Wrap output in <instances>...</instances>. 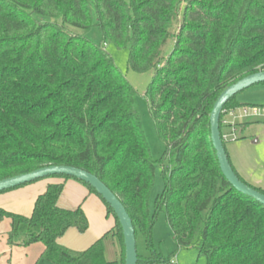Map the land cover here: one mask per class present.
Segmentation results:
<instances>
[{"label": "trees", "instance_id": "1", "mask_svg": "<svg viewBox=\"0 0 264 264\" xmlns=\"http://www.w3.org/2000/svg\"><path fill=\"white\" fill-rule=\"evenodd\" d=\"M93 26L102 43L79 32ZM168 40L174 46L163 57ZM109 43L129 50V69L154 72L146 94L165 145L159 159L143 129L137 91L118 73L104 47ZM259 71L264 0H0V180L50 165L80 168L121 200L149 247L163 211L178 246L197 248L207 264H264V205L226 179L210 128L221 93ZM238 94L224 106L222 137L225 110L264 106L240 102ZM158 162L165 186L151 212ZM43 179L59 181L36 198L30 215L0 207V219L10 220L8 245L41 243L40 258L53 264H125V252L122 260L106 258L104 239L112 234L124 245L122 228L89 184L52 175L0 194ZM70 179L96 195L115 221L84 250L60 243L70 228L90 227L83 203L59 205ZM138 258V264L166 262L157 253Z\"/></svg>", "mask_w": 264, "mask_h": 264}, {"label": "rangeland", "instance_id": "2", "mask_svg": "<svg viewBox=\"0 0 264 264\" xmlns=\"http://www.w3.org/2000/svg\"><path fill=\"white\" fill-rule=\"evenodd\" d=\"M79 32L95 43H102L101 32L96 26L79 30ZM173 46L174 41L168 40L166 45L163 47L162 56L167 57ZM104 47L112 56L118 73L123 75L137 91L136 106L141 115L143 129L153 156L156 159H159L164 152L165 145L157 134L146 94L152 83L154 72L153 70L147 72H136L129 69L128 49L120 48L113 43L105 44ZM237 100L247 104L264 105V83L251 86L241 91V93L237 96ZM242 108H230L225 110L223 120L230 118V111H235L237 115H241ZM255 119L256 121L249 123L242 130L237 124L242 123L244 119L238 118L235 125L237 128V136L241 137V140H248L249 142L255 141L257 143L254 146H248V144H246V148L243 149L255 159L256 164L259 166V171L256 173L259 175L262 174L264 181V106L259 107V115ZM224 132L228 133V139H224L226 146H231V142L238 140H233V137L231 136L232 132L229 126L224 127ZM238 143L239 142L235 143L237 147H239ZM165 165L168 166V163ZM164 186V164L162 162H158L156 179L149 200L151 212H154L155 201L163 192ZM103 207L104 205L102 208ZM102 208L99 205L90 203L87 206V217L90 224L89 230L85 233H80L77 229L70 228L60 240V243L73 250H84L93 244L97 239L101 238L107 231L111 230L114 227V218L112 216L107 217L106 210ZM29 210L30 208L27 211H22L21 213H26L25 215H28L31 213ZM10 228L9 219H0V264H53L40 258L41 252L44 248L41 243L29 246H9L7 238ZM104 244L106 258L109 261L122 260L124 258V245L122 240L118 237L111 234L104 239ZM137 252L145 259H149L157 253L166 261L163 264H207V259L204 256H199L197 248H180L178 246L173 231L168 224L166 214L163 211L159 212L157 215L156 223L153 228L151 247L147 245L143 234L138 231ZM172 261L174 263H172Z\"/></svg>", "mask_w": 264, "mask_h": 264}, {"label": "water", "instance_id": "3", "mask_svg": "<svg viewBox=\"0 0 264 264\" xmlns=\"http://www.w3.org/2000/svg\"><path fill=\"white\" fill-rule=\"evenodd\" d=\"M262 83H264V71H259L257 73L248 75L227 87L218 97L211 111L210 128L211 140L214 149L216 150L220 168L226 179L238 191L264 205V193H261L258 190L248 186L246 183L241 181L235 173L228 158V154L225 149L224 140L220 130L221 115L226 103L239 92L251 86ZM61 174L74 177L89 184L109 204V206L113 209L115 215L117 216L122 228L125 246V264H138L139 258L137 252V235L133 221L121 200L96 175L76 167L50 165L39 168L29 173L0 180V191L12 189L47 176Z\"/></svg>", "mask_w": 264, "mask_h": 264}, {"label": "crops", "instance_id": "4", "mask_svg": "<svg viewBox=\"0 0 264 264\" xmlns=\"http://www.w3.org/2000/svg\"><path fill=\"white\" fill-rule=\"evenodd\" d=\"M255 118L257 117L244 119L242 123L249 121H251L250 123H252L253 121H256ZM245 127L246 126H241L240 128L242 130ZM241 139L242 138L240 137L238 140L231 142V146H227L231 163L233 164V167L235 168L237 173L248 184L264 189L262 174L259 175L258 173H256L259 171V166L256 164L255 159L252 158V156L243 149L246 148V144H248V146H254L257 143L255 141L249 142L248 140ZM236 142H239V147L235 145ZM57 181L59 180L43 179L20 189L0 194V207L19 214H22V211H27L29 208V211L32 212L33 204L36 198L45 191L50 183H54ZM101 202L102 201L96 195L90 194L89 189L84 184L74 179H70L66 182L64 191L59 199V205L64 208H75L79 204L83 203V208L87 216V206L91 203L99 205L102 208L104 204ZM102 209L105 210V206ZM25 214L26 213H24L23 215Z\"/></svg>", "mask_w": 264, "mask_h": 264}, {"label": "built area", "instance_id": "5", "mask_svg": "<svg viewBox=\"0 0 264 264\" xmlns=\"http://www.w3.org/2000/svg\"><path fill=\"white\" fill-rule=\"evenodd\" d=\"M229 114H230V118L229 119H224L223 123L225 125L229 126V128H230V130L232 132L231 136L233 137V140H236V139H238L237 128H236V125H235V123L238 121L237 119L238 118L247 119V118L257 117L259 115V108L244 107V108H242V114L241 115H237V113L235 111H230ZM223 139H225V140L228 139V133H224Z\"/></svg>", "mask_w": 264, "mask_h": 264}]
</instances>
